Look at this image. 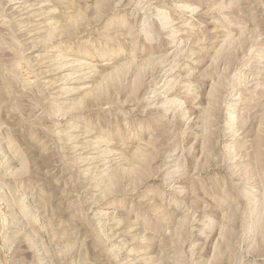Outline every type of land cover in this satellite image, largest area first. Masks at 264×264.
Returning <instances> with one entry per match:
<instances>
[{
    "label": "rangeland",
    "instance_id": "obj_1",
    "mask_svg": "<svg viewBox=\"0 0 264 264\" xmlns=\"http://www.w3.org/2000/svg\"><path fill=\"white\" fill-rule=\"evenodd\" d=\"M0 264H264V0H0Z\"/></svg>",
    "mask_w": 264,
    "mask_h": 264
}]
</instances>
